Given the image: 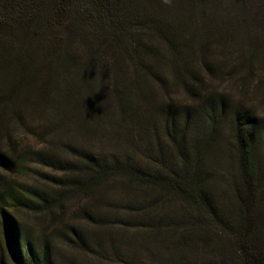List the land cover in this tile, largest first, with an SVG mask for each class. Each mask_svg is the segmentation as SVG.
Returning a JSON list of instances; mask_svg holds the SVG:
<instances>
[{
	"label": "trees",
	"instance_id": "16d2710c",
	"mask_svg": "<svg viewBox=\"0 0 264 264\" xmlns=\"http://www.w3.org/2000/svg\"><path fill=\"white\" fill-rule=\"evenodd\" d=\"M206 2L217 3L187 0V17L197 18ZM251 2L264 10V0ZM213 14L212 32L219 39L235 35L221 31L219 15ZM185 16L167 13L163 0H0L1 115L16 95L31 99L38 110H45L42 103L48 100L59 114L73 118V132L83 134L91 121L105 120L102 95L109 97L114 87L102 83L103 93L94 97L83 92V83L92 90L98 72L109 79L130 72L134 77L124 85L139 104L135 110L151 108L146 120L158 115L162 136L154 148L134 143L135 151L109 158L74 143L17 153L7 142L9 132L0 129V264H60L55 256L58 240L73 251L89 248L100 259L105 244L119 243L118 231H146L145 240L178 231L165 220L177 215L162 214L169 198L188 205L181 217L182 236L208 238L215 232L212 226L220 227L244 255L237 264H264V116L253 106L205 90L204 74L226 69H96L105 61L113 68L120 57L144 62L152 54L155 59L163 45L180 52L194 35L185 30ZM260 16L264 22V12ZM142 25L145 32L139 33ZM126 38L137 44L136 52L124 47ZM247 51L243 62L251 67L254 59L251 49ZM37 56L42 65L33 68ZM167 70L174 72L190 102L152 101L154 83L149 79L165 88L162 74ZM56 74L62 78L55 87L59 98L50 102L45 95L54 88ZM224 150L233 158L229 182L220 174ZM74 201L77 208L69 214ZM22 214L44 218L33 224Z\"/></svg>",
	"mask_w": 264,
	"mask_h": 264
},
{
	"label": "rangeland",
	"instance_id": "374dc122",
	"mask_svg": "<svg viewBox=\"0 0 264 264\" xmlns=\"http://www.w3.org/2000/svg\"><path fill=\"white\" fill-rule=\"evenodd\" d=\"M186 2L187 0H171L170 4H166L167 13L170 15L178 12L186 15L184 17V20L187 21L185 30L194 34L187 39L186 45L180 52L175 53L163 45L155 59H152V54L147 55L149 60L144 62L130 61L133 57L130 59L124 57L125 60L120 57L116 59L113 68L105 65V61L96 69H226L218 75L205 73V90H216L233 101H239L249 107L253 106L258 114L264 116V22L260 20L263 17L260 15L264 10L255 8L251 0H239V2L236 0H216V4L206 2L204 5H200L196 12L197 18L196 16L188 18ZM152 9L155 10L154 7ZM158 11L159 8L156 9V12ZM213 12L219 15L216 22L223 28L221 31H231L235 35L222 41L219 39V35H216L218 33L212 32L215 23L210 15L212 14L214 17ZM180 16L183 18L182 15ZM178 20L180 19L178 18ZM139 29H142L139 33L145 32L143 25L139 26ZM159 38L157 37V40ZM123 41H125V48L136 52L137 44L131 38H126ZM258 45L259 47H256ZM141 46L143 45L141 44ZM147 47L143 46L144 49ZM152 47L155 45L152 44ZM248 49H251V56L254 59V65L251 67L243 62L245 55L249 54ZM129 61L130 64H133L127 68L126 62ZM34 63L33 68L42 65V57L37 56ZM184 63H187L186 66ZM246 69H258V72L251 74ZM94 74L95 72L92 76ZM133 77V73L118 72L113 79H109L105 74L98 72L93 76L98 82L97 87L90 90L86 85L88 83H83L85 85L82 88L83 92H88L94 97L103 93L102 83L114 85L109 97L102 95L106 98L104 100L105 120L91 121L87 128L85 127L83 134L73 132L69 128L74 125L73 118L59 114L54 109L56 106L49 104L48 100H44L42 103L45 110H38L39 108L34 109V102L31 99L23 100L21 95L12 98L10 104L1 111L3 114H0V129H6L9 132L7 136H11V138H8L7 142L13 145L11 149L17 153L29 147L46 149L54 146L61 149L62 145L74 143L89 151L111 158L117 153L135 151L133 149L136 147L132 146L134 143H137V147L140 145L141 149L154 148V144L162 141L160 127H158V115L147 122L148 116L146 114L151 108L146 109L145 112H136L135 108L139 104L136 99L132 98L131 93L127 91L124 85ZM56 78L52 81L54 88L47 91L45 95L51 97L50 102L53 100L52 97L59 98L55 87L59 85L62 78L58 74H56ZM86 78L87 81H90V78ZM149 80L154 83L150 86V91L153 93L152 101L164 99L177 103L190 102L188 93L184 88L177 85L174 72L167 70L162 74L165 88L155 84L156 79ZM115 87L118 89L117 91L114 90ZM80 92H82L81 89ZM130 98L132 100H129ZM152 105L153 103L150 107H153ZM80 109L83 110V108ZM228 146L230 147L229 143ZM224 153L225 155L221 159V163L224 164L219 166L221 167L220 174L223 175L224 182H229L233 170V158L232 153L225 150ZM141 160L144 161V159ZM229 160L231 163L227 164ZM44 171L48 170L44 169ZM24 178L34 180L30 176H24ZM221 185L225 186L223 183ZM77 205V201L69 205V214L77 208ZM187 207L185 201L169 198L162 212L164 215H177L174 216L175 220H165L177 227L178 231H162L154 235L153 239L148 240H145L144 236L146 231L135 229L118 231L120 234L117 237L119 243L105 244L103 246L104 257L100 259L89 248L86 252L73 251L61 240H58L56 259L60 264L65 259H71L75 264H208L211 262L237 264L243 259V253L238 252V244L220 227L212 226V231H215V234L213 233L208 238L182 236L183 227L180 224L183 221L181 217L186 212ZM22 216L30 223H37L39 218H44L43 215L40 217L22 214ZM114 221L119 222V219H114ZM173 226L170 225V227ZM120 243L122 247H119ZM119 249L123 251V256L122 253L117 256ZM127 253L130 254L132 260H128Z\"/></svg>",
	"mask_w": 264,
	"mask_h": 264
},
{
	"label": "clouds",
	"instance_id": "9594fccd",
	"mask_svg": "<svg viewBox=\"0 0 264 264\" xmlns=\"http://www.w3.org/2000/svg\"><path fill=\"white\" fill-rule=\"evenodd\" d=\"M163 2H164L165 4H170V3H171V0H163Z\"/></svg>",
	"mask_w": 264,
	"mask_h": 264
}]
</instances>
